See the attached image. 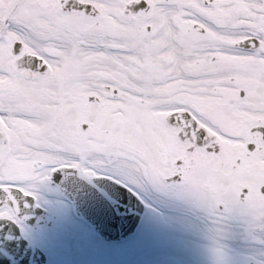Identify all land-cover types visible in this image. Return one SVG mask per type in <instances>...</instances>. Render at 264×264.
<instances>
[{
	"label": "snow or ice",
	"instance_id": "obj_1",
	"mask_svg": "<svg viewBox=\"0 0 264 264\" xmlns=\"http://www.w3.org/2000/svg\"><path fill=\"white\" fill-rule=\"evenodd\" d=\"M63 177L148 186L264 249V0H0V230Z\"/></svg>",
	"mask_w": 264,
	"mask_h": 264
},
{
	"label": "bare ground",
	"instance_id": "obj_2",
	"mask_svg": "<svg viewBox=\"0 0 264 264\" xmlns=\"http://www.w3.org/2000/svg\"><path fill=\"white\" fill-rule=\"evenodd\" d=\"M159 201L150 213L158 217V228H151L131 251L121 254L102 245L96 252L90 240L80 238L77 246H68V264H260L264 258V249L240 224L218 226L195 205Z\"/></svg>",
	"mask_w": 264,
	"mask_h": 264
},
{
	"label": "water",
	"instance_id": "obj_3",
	"mask_svg": "<svg viewBox=\"0 0 264 264\" xmlns=\"http://www.w3.org/2000/svg\"><path fill=\"white\" fill-rule=\"evenodd\" d=\"M72 201L77 215L90 223L106 241L134 233L146 207L126 186L106 178L63 177L54 180ZM26 213L33 223L40 209ZM0 264H46L44 253L20 233L19 227L0 230Z\"/></svg>",
	"mask_w": 264,
	"mask_h": 264
},
{
	"label": "rangeland",
	"instance_id": "obj_4",
	"mask_svg": "<svg viewBox=\"0 0 264 264\" xmlns=\"http://www.w3.org/2000/svg\"><path fill=\"white\" fill-rule=\"evenodd\" d=\"M121 182L131 187L145 202H147L148 206V210L144 214L136 234L133 237L122 242L110 244L100 241L91 228L74 217L70 203L61 196L58 188L51 184L42 187L38 193V202L47 210V215L40 219L36 227H30L24 224L22 227L24 236L30 241L38 244L47 253L48 264H68V255L66 253L69 249L68 246H77L80 238H82V240H90L96 252L100 251L102 245L121 254L131 251L136 244L143 241L145 234L148 233L151 228L156 229L158 217L151 216L150 213L153 206L160 203L159 199L171 205L183 201L163 192L156 191L148 186L137 185L133 188L128 181L122 180ZM233 222L240 224L239 222ZM218 260L219 259L215 257L211 258L213 263H217ZM240 264L247 263L242 262Z\"/></svg>",
	"mask_w": 264,
	"mask_h": 264
}]
</instances>
